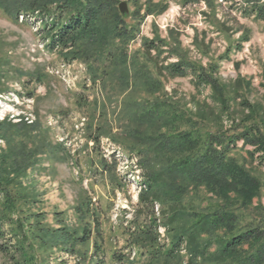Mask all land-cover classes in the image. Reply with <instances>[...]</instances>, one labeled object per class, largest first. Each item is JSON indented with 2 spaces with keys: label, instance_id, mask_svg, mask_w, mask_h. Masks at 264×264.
<instances>
[{
  "label": "rangeland",
  "instance_id": "obj_1",
  "mask_svg": "<svg viewBox=\"0 0 264 264\" xmlns=\"http://www.w3.org/2000/svg\"><path fill=\"white\" fill-rule=\"evenodd\" d=\"M122 2L133 29L130 41L113 48V59L87 61L53 52L37 13L17 18L0 0V122L18 124L19 134H29L10 141L14 132L6 130L8 141L0 137V155L21 147L36 151L21 186L16 185L26 195L18 212L23 209L21 217H29V238L13 239L19 247L15 260L0 256V264H22L24 257L28 264H215L195 257L186 238L173 258H151L152 245L171 247L178 230L168 225L173 213L167 204L148 202L147 196L142 200L138 152L145 143L129 134L137 129L172 132L168 126L155 130L151 123L144 128L135 118L141 107L157 102L167 103L165 110L174 104L199 121L203 135L218 128L232 133L243 120L264 121V20L246 13L245 0ZM149 8L152 12L146 14ZM122 51L127 69L115 59ZM178 61L203 67L212 84H199L189 70L184 76L171 75L165 67ZM128 73L127 85L122 76ZM151 81L154 91L146 89ZM253 149L240 140L228 154L259 185L249 208L234 209L238 230L257 223L256 208L264 207V165L249 154ZM30 194L37 201L26 200ZM219 202L206 188L193 189L182 198L175 224L188 227L189 213L206 212ZM31 213H42L41 223ZM63 226L77 235L87 229L88 240L76 242L74 255L47 249L30 233ZM147 227L155 229L158 247L154 238L140 235ZM207 249L214 253L216 243Z\"/></svg>",
  "mask_w": 264,
  "mask_h": 264
},
{
  "label": "trees",
  "instance_id": "obj_2",
  "mask_svg": "<svg viewBox=\"0 0 264 264\" xmlns=\"http://www.w3.org/2000/svg\"><path fill=\"white\" fill-rule=\"evenodd\" d=\"M6 6V12L18 18L22 13H37L40 19L43 33L49 36L48 47L53 52L82 58L84 60H101L114 58L115 49H121L131 38V27L126 23L127 14L120 9L122 0H1ZM137 2L139 0H136ZM152 3V0H147ZM248 5L245 9L248 15H255L264 20V0H245ZM152 9H147L146 14H151ZM151 43V42H150ZM150 49L156 48L149 45ZM106 49H112L107 50ZM118 65L127 69V57L120 52L116 55ZM174 76H184L188 70L193 72L199 84H212V76L203 67L197 69L195 65L178 61L165 67ZM130 75L122 76V80L128 85ZM148 82V81H147ZM146 89L156 90L155 81L148 83ZM3 89L0 88V91ZM152 105L149 101L143 102ZM155 103L154 107H141L138 117L140 124H155L153 129L168 126L171 133L163 131L146 133L144 130H134L129 135L143 140L145 149L138 152L139 163L143 168L142 178L145 185V195H141L145 201L160 199L172 210V218L168 225L172 230H178L171 247L154 249L150 248L151 258H173L176 247L184 239L188 241L191 252L203 257L206 261L215 264H264V207L256 208L258 221L248 224L238 230L239 216L234 210L238 207L247 209L250 207L249 198L256 194L258 181L248 171L235 164L228 156L238 141L254 147L249 154L257 155L259 163L264 165V121L255 122L243 120L233 126L231 133L228 130L216 129L203 135L200 122L190 117L185 111H179L174 104ZM136 108V106H135ZM136 110V109H135ZM165 110V111H164ZM164 120V121H161ZM188 126L181 128V125ZM152 126V125H151ZM18 124L7 120L0 122V137H7L4 132L12 129L14 136L9 137L13 141L15 135L26 136L28 133L19 134ZM24 143V142H23ZM14 150L10 154L0 155V256L12 259L14 253H18L19 247L13 243V239L28 240L29 235L25 227L29 220L28 215L21 217L18 212L22 195L16 185L21 186L22 177L28 166L33 162L36 151L28 148ZM151 151V153H149ZM206 188L212 192L218 204L206 212L192 211L188 218L192 222L190 226L182 228L177 226V212L182 198L193 189ZM27 199H36L34 194ZM34 201H37L34 200ZM146 202V201H145ZM167 209V207H166ZM42 213H31L38 223L43 219ZM32 224V223H30ZM10 226V227H8ZM150 227V226H148ZM141 230L140 235L154 238L157 234L154 228ZM224 231L222 235L219 232ZM66 226L58 229L41 227L33 234L34 239H39L42 246L47 249L65 250L72 255L76 254V242H86V227H83L82 235H77ZM206 234V239H201V234ZM157 238L153 240L155 244ZM216 243L214 253H209L207 247ZM158 243V242H157ZM156 245V244H155ZM157 246V245H156ZM158 247V246H157ZM20 250H23L20 247ZM21 253H23L21 251ZM19 263V262H17ZM29 259L24 257L22 264H28ZM20 264V263H19ZM55 264H64L59 261Z\"/></svg>",
  "mask_w": 264,
  "mask_h": 264
},
{
  "label": "water",
  "instance_id": "obj_3",
  "mask_svg": "<svg viewBox=\"0 0 264 264\" xmlns=\"http://www.w3.org/2000/svg\"><path fill=\"white\" fill-rule=\"evenodd\" d=\"M120 9H121L122 13H126L128 11L126 2H122L120 4Z\"/></svg>",
  "mask_w": 264,
  "mask_h": 264
}]
</instances>
